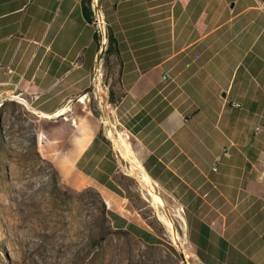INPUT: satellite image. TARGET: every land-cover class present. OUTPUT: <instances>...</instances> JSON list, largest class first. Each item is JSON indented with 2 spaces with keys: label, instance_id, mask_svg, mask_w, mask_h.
Wrapping results in <instances>:
<instances>
[{
  "label": "crops",
  "instance_id": "1",
  "mask_svg": "<svg viewBox=\"0 0 264 264\" xmlns=\"http://www.w3.org/2000/svg\"><path fill=\"white\" fill-rule=\"evenodd\" d=\"M99 1L116 40L122 91L104 102L112 104V93L116 109L129 98L154 114L155 99L177 90L183 111L212 112L208 120L218 134L211 140L230 152L219 162V152L181 151L177 172L166 165L177 177L171 194L184 211L183 241L194 264H264V0ZM92 27L82 0H0V98L14 93L11 85L22 86L33 96L25 107L35 121L62 120L66 137L42 127L36 133L44 157L71 185L99 191L114 230L158 246L167 234L119 193L108 142L70 118L88 106H81L88 76L71 65L81 55L82 65L92 61ZM190 119L183 117V126ZM200 158L212 166H199Z\"/></svg>",
  "mask_w": 264,
  "mask_h": 264
},
{
  "label": "rangeland",
  "instance_id": "2",
  "mask_svg": "<svg viewBox=\"0 0 264 264\" xmlns=\"http://www.w3.org/2000/svg\"><path fill=\"white\" fill-rule=\"evenodd\" d=\"M99 11L96 8L97 15ZM94 21L92 29L99 40L89 48L92 61L82 65L81 55L71 65L88 76L89 94L81 98L84 100L81 106L85 101L88 106L83 111H74L70 118L82 120L85 130L98 131L103 141L108 139L119 193L150 227L167 234V238L158 246H148L131 235L118 233L102 210L96 188L71 185L44 157L46 151L37 147L40 158L34 146L38 129L44 128L52 137H66L68 128L62 126V120L59 123L49 119L35 121L36 117L25 107L33 96L24 92L22 86L11 85L14 93L0 98V264H194L193 256L183 259L181 248L184 246L174 243L158 219L152 196L128 169L129 161L109 138L108 131L112 130L129 146L130 154L153 182L155 195L164 201L166 213L182 239L180 215L184 217V211L171 194L176 195L177 177L172 172L170 176L167 174L166 165L171 163L177 172L183 157L180 152L186 150L203 157L209 151L219 152L222 160L227 146L211 140L218 134L208 120L212 112L183 111L177 90H171L166 99L162 96L155 99L158 106L154 114L145 103H131L129 98L119 109L110 103L104 107V98L111 91L122 92L117 72L119 63L114 54H106L111 33L107 22L100 29L95 13ZM185 116L191 119L183 126ZM169 136L175 141H165ZM198 165L212 166L210 160L201 158ZM163 183L172 192L165 190ZM88 189L94 192L89 193Z\"/></svg>",
  "mask_w": 264,
  "mask_h": 264
},
{
  "label": "bare ground",
  "instance_id": "3",
  "mask_svg": "<svg viewBox=\"0 0 264 264\" xmlns=\"http://www.w3.org/2000/svg\"><path fill=\"white\" fill-rule=\"evenodd\" d=\"M94 2L97 4V3H99V0H94ZM98 16H99L100 24H101V26H103V16L101 15V13H99ZM65 112H66V109H62L59 112H57L55 114V116L59 117V116L65 114ZM108 136L112 140V142H114L115 146L122 152L123 157L129 161L130 167H128V169L131 172H133L136 177H138L142 186L152 196L151 197V203L157 210L158 219L168 229L169 234L171 235L174 243L184 246L181 248V251L184 254L185 258L192 256L190 254V251H189L187 244L183 241L182 237L181 238L179 237L172 219L167 215L166 205H165L164 201L155 195V186H154L153 182L151 181L150 177L143 170V168L139 165L137 160L135 158H133L132 155L130 154L131 152L129 151V146L122 139L117 137L112 130L108 131ZM180 217H181L180 219L182 220V223H183V228L185 229V226H184L185 219L182 215H180Z\"/></svg>",
  "mask_w": 264,
  "mask_h": 264
},
{
  "label": "trees",
  "instance_id": "4",
  "mask_svg": "<svg viewBox=\"0 0 264 264\" xmlns=\"http://www.w3.org/2000/svg\"><path fill=\"white\" fill-rule=\"evenodd\" d=\"M92 2H93V0H82V11H83V16H84L85 20L89 24L94 25V12L92 10ZM94 39L95 40H99V36H98V34L96 32L94 34ZM115 45H116V40L114 38V35L112 33H109L108 34V48L106 50V54L107 55L110 56V55L115 54V51H116ZM122 97L123 96H120V98H122ZM110 98H111L110 99L111 100V103L112 104H115V100L113 98L112 93H111ZM105 140L109 143V141L107 139H105ZM34 146L36 147V153H37V155L41 158L39 151H37V139L36 138L34 139ZM87 192L93 193L94 191L92 189H88ZM96 194H98V198L102 202V207H103L102 210H103L106 218L108 219V216H107V206L104 203L101 195L99 193H97V192H96ZM116 231L118 233H121V234L130 235V233L128 231H125V230H116Z\"/></svg>",
  "mask_w": 264,
  "mask_h": 264
},
{
  "label": "built area",
  "instance_id": "5",
  "mask_svg": "<svg viewBox=\"0 0 264 264\" xmlns=\"http://www.w3.org/2000/svg\"><path fill=\"white\" fill-rule=\"evenodd\" d=\"M96 8H98V10H100L99 9V5H98V3L96 4L95 2H92V10H93V12L95 13V16H96V25H98V27L100 28V29H102V28H104V25L106 24L105 23V21H104V19H103V26H101V24H100V20H99V16L97 15V13H96ZM100 12V11H99ZM99 14V13H98ZM95 22V21H94ZM235 107H241V105L240 104H233ZM260 130V128H257V131H259ZM223 155H224V157H227V158H229L230 157V152H229V150H227L226 148L223 150ZM220 160H221V158L219 157V162H220ZM213 171L214 172H216L217 171V165H215L214 167H213Z\"/></svg>",
  "mask_w": 264,
  "mask_h": 264
},
{
  "label": "water",
  "instance_id": "6",
  "mask_svg": "<svg viewBox=\"0 0 264 264\" xmlns=\"http://www.w3.org/2000/svg\"><path fill=\"white\" fill-rule=\"evenodd\" d=\"M98 5H99V3H98ZM105 105H107V102H104V106ZM182 256H183V259L186 261V258H185V256L183 255V253H182Z\"/></svg>",
  "mask_w": 264,
  "mask_h": 264
}]
</instances>
